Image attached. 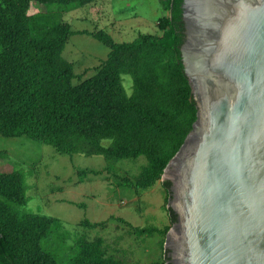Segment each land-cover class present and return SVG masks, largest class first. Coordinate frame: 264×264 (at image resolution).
<instances>
[{"label":"trees","instance_id":"trees-1","mask_svg":"<svg viewBox=\"0 0 264 264\" xmlns=\"http://www.w3.org/2000/svg\"><path fill=\"white\" fill-rule=\"evenodd\" d=\"M96 1L0 0V134L111 162L144 156L148 164L136 188L149 189L162 179L198 119L181 52L184 0H162L170 13L161 20L163 35L141 34L122 43L104 31H74L64 20L65 11ZM36 5L46 10L36 12ZM76 34L92 35L111 49L97 73L79 83L74 64L64 57ZM126 76L133 81L132 93ZM164 184L171 187V181ZM25 185L19 171L0 173V264H126L107 255L103 238H79L66 262L48 251L44 241L59 223L19 209L27 204ZM170 214L176 222L175 211ZM134 231L164 235L169 228Z\"/></svg>","mask_w":264,"mask_h":264},{"label":"water","instance_id":"water-1","mask_svg":"<svg viewBox=\"0 0 264 264\" xmlns=\"http://www.w3.org/2000/svg\"><path fill=\"white\" fill-rule=\"evenodd\" d=\"M182 8L198 119L162 176L179 215L166 260L170 249L174 264H264V0Z\"/></svg>","mask_w":264,"mask_h":264},{"label":"rangeland","instance_id":"rangeland-1","mask_svg":"<svg viewBox=\"0 0 264 264\" xmlns=\"http://www.w3.org/2000/svg\"><path fill=\"white\" fill-rule=\"evenodd\" d=\"M44 7L36 5V12ZM64 20L74 31H104L118 43L132 42L141 34L161 36V20L170 13L162 0H97L65 11ZM111 49L92 35L76 34L67 43L64 57L80 78L97 73ZM133 90L130 76L124 82ZM109 146L110 142L105 140ZM146 157L111 162L104 156L67 155L51 145L29 138L0 134V173L19 171L26 180L24 212L56 219L59 228L44 241L45 248L66 262L79 238H103L108 256L126 264L166 261L167 234L135 233V228L173 227L170 189L164 180L149 189L136 183ZM76 247V246H75Z\"/></svg>","mask_w":264,"mask_h":264},{"label":"flooded vegetation","instance_id":"flooded-vegetation-1","mask_svg":"<svg viewBox=\"0 0 264 264\" xmlns=\"http://www.w3.org/2000/svg\"><path fill=\"white\" fill-rule=\"evenodd\" d=\"M170 189H171V193H170V195H171V197H172V194H173V192H172V182H171V187H170ZM176 213V212H175ZM177 214V213H176ZM179 220V215L177 214V221ZM176 221V222H177ZM176 222H173V223H176ZM170 231V230H169ZM167 238V237H166ZM167 264H174V262H173V258H172V251L169 249L168 250V256H167Z\"/></svg>","mask_w":264,"mask_h":264}]
</instances>
